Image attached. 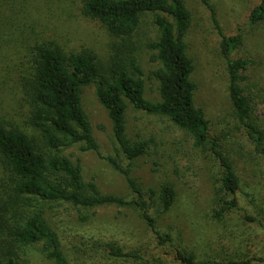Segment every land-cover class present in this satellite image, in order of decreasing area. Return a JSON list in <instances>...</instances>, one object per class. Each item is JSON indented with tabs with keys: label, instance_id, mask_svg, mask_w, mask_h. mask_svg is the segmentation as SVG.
Here are the masks:
<instances>
[{
	"label": "rangeland",
	"instance_id": "rangeland-1",
	"mask_svg": "<svg viewBox=\"0 0 264 264\" xmlns=\"http://www.w3.org/2000/svg\"><path fill=\"white\" fill-rule=\"evenodd\" d=\"M210 2L214 13L200 0H185L191 13L185 42L195 66L191 75L197 84L195 102L205 111L210 139L216 140L229 156L239 179L238 206L219 214L224 191L219 163L210 144L196 145L194 138L167 116L135 108L126 100L128 136L145 141L147 151L132 162L123 154L120 160L130 166L155 218L156 229L135 205L41 202L46 221L58 233L69 264H186L177 257L179 250L193 253L197 261L264 257V137L260 141L254 137L235 112L228 92L227 62L221 51L222 32L241 35L231 57L250 62L240 73L241 86L250 100L251 120L264 127V19L254 23L249 19L258 0ZM9 13L7 20L19 25L20 42L18 31L8 35L11 29L7 27V39L0 37V118L33 133L26 125L29 107L20 79L31 66L34 42L60 46L68 53L92 48L107 67L114 45L120 40L98 19L84 13L82 0H15ZM157 34L153 15L146 14L129 38L143 69L145 96L150 100L160 98L158 81L150 75L158 62L152 59L153 51L148 47ZM82 102L100 152L82 150L74 144L65 148L64 154L81 166L86 183L94 181L103 193L128 200L136 198L124 173L106 158L116 155L119 149L112 121L97 97L96 83L83 86ZM167 181L173 183L176 196L173 204L165 208L159 192ZM13 185V173L0 156L3 256H11L20 264H55L43 241L24 246L13 241L11 229L20 218V201ZM248 215L257 219L251 221ZM154 230L168 238L162 241ZM113 245L131 255H115Z\"/></svg>",
	"mask_w": 264,
	"mask_h": 264
},
{
	"label": "trees",
	"instance_id": "trees-1",
	"mask_svg": "<svg viewBox=\"0 0 264 264\" xmlns=\"http://www.w3.org/2000/svg\"><path fill=\"white\" fill-rule=\"evenodd\" d=\"M213 13L210 0H200ZM15 0H0V37L17 31L19 25L11 20L9 11ZM85 14L98 19L116 37L110 64L106 67L98 53L92 48L65 52L60 46L36 40L31 46V66L21 76L20 87L28 104L27 127L11 126L0 118V156L13 173V192L20 201V218L11 229L15 243L28 245L43 241L48 255L55 264H69L60 245L58 233L47 223L44 208L46 201H67L75 205L97 206L107 203L130 204L141 208L144 218L155 227V218L144 198L142 189L131 175L130 166L123 165L120 154L132 162L147 151V143L133 140L126 127V100L135 108L148 113L167 116L175 125L190 134L196 145L210 144V150L218 160L221 171V198L219 214L238 206L237 191L239 179L229 156L209 135V121L205 111L195 102L196 82L191 75L193 59L187 53L185 36L191 23V13L185 0H82ZM153 15L157 37L148 43L152 59L158 67L150 72L158 81L160 98L150 100L145 96L143 69L135 54L130 37L140 27L142 17ZM250 22L264 19V0H258L250 12ZM14 26V27H13ZM241 35H227L222 32L221 51L226 58L229 76L228 92L237 115L245 120L249 132L259 139L264 137V127L251 120V104L241 86V71L250 62L231 57V51L238 45ZM15 44H19L16 41ZM8 43V42H6ZM3 45V44H1ZM96 83V94L106 108L112 121L117 143L116 155H107L109 162L119 169L129 183L136 198L130 200L103 193L94 181L83 180L81 166L64 154V149L79 144L82 150L100 152L93 133L92 124L82 102L84 85ZM261 137V138H260ZM160 202L170 207L176 196L172 182L161 186ZM251 221L257 218L247 216ZM162 241L158 230H154ZM117 256H129L121 247H111ZM3 242L0 238V264H20L11 256H3ZM177 257L186 264H264V257H248L240 260L205 259L197 261L193 253L177 251Z\"/></svg>",
	"mask_w": 264,
	"mask_h": 264
}]
</instances>
